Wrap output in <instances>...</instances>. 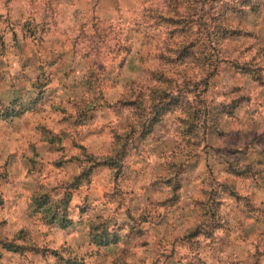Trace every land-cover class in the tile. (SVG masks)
I'll return each mask as SVG.
<instances>
[{"label": "rangeland", "instance_id": "374dc122", "mask_svg": "<svg viewBox=\"0 0 264 264\" xmlns=\"http://www.w3.org/2000/svg\"><path fill=\"white\" fill-rule=\"evenodd\" d=\"M217 5L0 0V264H264V8Z\"/></svg>", "mask_w": 264, "mask_h": 264}, {"label": "trees", "instance_id": "16d2710c", "mask_svg": "<svg viewBox=\"0 0 264 264\" xmlns=\"http://www.w3.org/2000/svg\"><path fill=\"white\" fill-rule=\"evenodd\" d=\"M215 1L218 2V5H217L218 8L216 7V9H219L220 11H223V9L226 8V9H230L231 11H234V12H244L247 10L252 11V12H256V11L264 8V0H215ZM189 10L196 11V4L192 8H189ZM220 14H222V12ZM211 19H213V21H211L207 26H205V28L207 30L210 29L208 34L210 36H212L213 41H217L218 37L219 38L223 37L222 33L224 31H226V29H227L226 28L227 27L226 22L220 21V20L216 21L215 18H211ZM216 19H220V17L219 18L216 17ZM218 51H217V53H218ZM214 55H215V58H217L218 55H216V53ZM163 90H164V87L160 88V91H163ZM26 109L27 108H24V107L17 108V110H13V108L12 109L6 108L2 111L1 116L4 119H9V118L21 115ZM157 121L158 120H156L154 118H150L149 130L147 129L146 131L150 132L151 131L150 128ZM144 127H147V126H144ZM106 159H107V157H106Z\"/></svg>", "mask_w": 264, "mask_h": 264}, {"label": "crops", "instance_id": "0c3cea01", "mask_svg": "<svg viewBox=\"0 0 264 264\" xmlns=\"http://www.w3.org/2000/svg\"><path fill=\"white\" fill-rule=\"evenodd\" d=\"M0 117H1V113H0ZM17 117V116H16Z\"/></svg>", "mask_w": 264, "mask_h": 264}]
</instances>
